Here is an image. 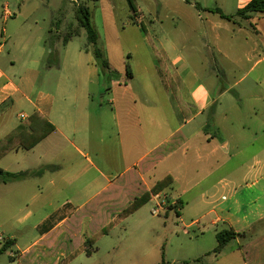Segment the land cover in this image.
<instances>
[{
    "label": "crops",
    "instance_id": "obj_1",
    "mask_svg": "<svg viewBox=\"0 0 264 264\" xmlns=\"http://www.w3.org/2000/svg\"><path fill=\"white\" fill-rule=\"evenodd\" d=\"M250 1L239 0L237 10ZM187 4L198 12L194 17L199 32L190 29L193 33L182 44L165 43L152 27L138 24L141 18L136 20L148 58L137 67L132 64L131 78L111 64L119 73L118 80L112 81L105 79L94 55L88 60H57L56 67L46 66L44 75L39 68L43 50L32 52L34 45L41 47L42 34L25 29L27 21L14 31L7 27L0 31V126L6 132L2 139L27 127L36 112L55 127L33 149L14 150L0 159L5 172L29 173L21 180L0 181V209L16 211L15 219L25 204L40 206L45 190L66 195L53 214L34 225L37 235H25L23 229L32 213L16 223L0 219V248L13 242L11 262L2 255L0 264H73L94 250L95 242L91 246L86 242L96 234L99 217L104 224L106 207L126 209L168 176L172 185L151 200L160 196L179 210L196 209L199 218L193 223L213 229L217 245L221 231L242 235L222 252L215 254L214 249L206 257L214 256L218 262L231 244L243 248L249 243L240 250L245 263L264 264V14L253 20L259 34L247 25L234 24L248 32L242 57H235L233 41L238 35L223 24L229 21L197 1ZM10 19L18 17L7 3L0 12V25L2 21L8 25ZM222 31L228 32L229 39ZM60 45L57 36L52 55H58ZM218 57L237 68L241 62L250 67L233 85L222 87L227 73ZM128 58L133 59L132 54ZM55 76L54 92L37 91L39 78L51 81ZM249 79L244 91L237 92ZM88 84L105 90L110 109L101 103L92 112L94 96ZM247 102L251 105L245 109ZM15 109L18 121L24 123H15ZM84 222L95 231L92 237L73 232Z\"/></svg>",
    "mask_w": 264,
    "mask_h": 264
},
{
    "label": "rangeland",
    "instance_id": "obj_2",
    "mask_svg": "<svg viewBox=\"0 0 264 264\" xmlns=\"http://www.w3.org/2000/svg\"><path fill=\"white\" fill-rule=\"evenodd\" d=\"M136 12L129 8L127 0H100L90 4L93 23L99 33L98 46L104 54L105 59L114 65L116 69L125 74L127 66H138L148 58L144 48L143 37L138 29L141 24L147 29H152L157 32L158 37L165 43L170 41L175 43H183V38L189 37L190 29H195L199 32L198 19L194 14L198 12L190 4L184 3L183 0H132ZM197 1L203 7L219 8L226 14H234L240 5L239 0H190ZM85 2L84 0H0V12L3 11L4 5L8 3L10 10L17 14L18 20H9L8 25H0V31L8 28L9 32L16 28L23 27L21 21H27L25 29H35L42 34L43 42L41 47L34 45L32 52L34 54L43 50L42 62L39 65L40 71L45 75L48 72L46 66L49 67V62L54 63L60 60L66 61L70 59L85 60L92 58L91 51L86 50L87 37L85 31L82 36L75 37L67 47L58 46V55H51L49 45L45 44L50 37V30L53 29V34L59 35L58 31H65L70 24H77L75 16V6ZM19 12H22L20 17ZM144 21V24L142 23ZM160 17V18H159ZM141 20H138L140 19ZM143 18V19H142ZM218 18V17H217ZM216 18V20H218ZM138 20L137 24L134 22ZM60 21V22H59ZM59 22V23H58ZM38 23V25H36ZM228 28L234 30L238 37L233 41V53L235 57H242L241 45L244 41L247 31L239 30L233 23H223ZM177 28V29H176ZM264 28V27H262ZM125 29V31L123 30ZM227 35L228 32L222 31V35ZM30 37V31L27 33ZM168 39V42L167 40ZM193 39V38H192ZM3 41V40H2ZM182 42V43H181ZM65 46V45H64ZM10 46L5 50L8 54ZM90 52V53H89ZM132 54L133 59L128 58ZM11 58V57H9ZM242 61V58H240ZM222 68L227 73L226 81L221 82L222 87L233 85L236 80L240 79L249 69L250 64H243L240 67L232 65L230 62H221ZM53 66V67H54ZM220 70V69H219ZM261 70L264 71V65ZM75 71V70H73ZM221 71V70H220ZM58 70L54 69L53 74L57 75ZM58 77V75H57ZM57 77L54 80L45 81L42 77L35 83L37 91L39 89L55 91L58 83ZM228 80V81H227ZM247 80L236 88L237 92H243L245 86L251 82ZM90 92L94 96V101H91V110L96 112L97 108L105 105L106 108L111 107L109 104V96L105 90L100 92L101 87L88 84ZM102 94H105L101 96ZM234 96V95H230ZM170 104V102H169ZM251 105L250 102L244 104L247 109ZM17 109L12 111L14 114L15 123L18 125L25 121H18ZM107 123V120L105 121ZM13 123V122H12ZM2 126V125H1ZM0 126V139L5 135V130ZM69 197L76 198L75 195L67 194ZM66 195L51 194L50 190H45L41 196V205L29 202L24 205V211L20 212L15 219L12 217L15 212L12 209L1 210L0 219L17 222L22 217L32 213L30 219L23 223L25 235H37L39 232L33 229L34 225L53 214L57 204H61ZM26 196V200H27ZM166 207L159 215H153V210L159 202H163L162 198L149 201L143 208L131 214L127 218L115 220L112 223V217L117 219L125 210L114 207H106L104 211L103 225L99 217L96 225V234L93 236L95 240V248L90 255L83 254L79 256L73 264H246L241 255V249L246 250V243L243 248L233 243L228 247L227 255H224L218 262L214 261V256L206 257L208 252H213L216 247V237L213 229H204L196 223H193L199 218L198 211L192 208L185 210L179 207L169 209L168 200L164 199ZM51 202L53 206L51 207ZM182 214V217L179 215ZM74 214L73 218H78L80 215ZM20 225V223H19ZM80 228H74L73 232L79 237H92L95 232L89 227L88 222L80 223ZM89 227V228H88ZM203 230V231H202ZM89 246V245H88ZM91 246V245H90ZM9 252L3 255V260L11 262ZM213 255V253H211ZM204 262V263H203Z\"/></svg>",
    "mask_w": 264,
    "mask_h": 264
},
{
    "label": "trees",
    "instance_id": "obj_3",
    "mask_svg": "<svg viewBox=\"0 0 264 264\" xmlns=\"http://www.w3.org/2000/svg\"><path fill=\"white\" fill-rule=\"evenodd\" d=\"M75 6V16L77 24H70L64 32L57 35L63 42V45H68L75 37L82 36L85 31L87 37L86 50H90L94 55L97 65L100 67L106 80L112 81L118 80L119 73L113 70L110 63L105 59L103 52L98 46L99 33L93 23L92 11L90 4L96 3L100 0H84ZM129 8L136 12L132 0H127ZM187 3H191L190 0H185ZM198 10L202 7L200 4H195ZM208 11L219 15L223 20L232 22L235 25L242 26L247 25L254 33H258L257 23L253 20L256 15L264 14V0H251L244 8L237 10L234 14H226L221 9H208ZM53 29L50 30V37L46 44L49 45L50 50H53L54 40L57 36L53 34ZM52 55V51L50 52ZM49 65H53L50 61ZM128 77H132L131 66H127ZM55 130L54 125L42 116L39 112L34 113L28 120L27 127L23 128L20 132L13 134L7 138L0 140V159L14 150H31L36 147L40 142L47 138ZM29 176V173H8L0 169V181L7 183L11 181L21 180ZM173 183V178L168 176L155 184L149 193L143 197L137 198L132 202L120 215L118 219L127 218L131 214L138 211L142 206L147 204L154 196L162 193L165 189L170 187ZM176 205L169 204V209L176 208ZM112 222V223H115ZM245 235V234H243ZM242 236L236 234L232 230L221 231L217 234L218 245L215 248V254H218L224 250V248L236 237ZM95 240L89 239L86 244L91 245ZM13 245L12 241L6 242L0 248V257L7 253ZM90 253V252H88Z\"/></svg>",
    "mask_w": 264,
    "mask_h": 264
},
{
    "label": "built area",
    "instance_id": "obj_4",
    "mask_svg": "<svg viewBox=\"0 0 264 264\" xmlns=\"http://www.w3.org/2000/svg\"><path fill=\"white\" fill-rule=\"evenodd\" d=\"M161 197H157V200L160 199ZM166 207V203L163 199V202H159L156 206L155 209L153 210V215H159L161 214V211L164 210V208Z\"/></svg>",
    "mask_w": 264,
    "mask_h": 264
}]
</instances>
